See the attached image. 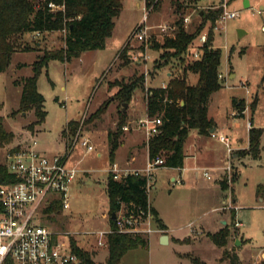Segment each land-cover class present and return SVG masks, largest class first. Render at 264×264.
<instances>
[{
  "label": "rangeland",
  "instance_id": "obj_1",
  "mask_svg": "<svg viewBox=\"0 0 264 264\" xmlns=\"http://www.w3.org/2000/svg\"><path fill=\"white\" fill-rule=\"evenodd\" d=\"M122 1V10L114 21L112 36L105 39L103 49L85 52L68 62L50 61L42 70L37 80V90L43 96L46 117L42 124L34 125L31 129L29 125L35 120L33 110L25 113L17 111L21 81L31 75L33 63L44 51L64 46L65 32L24 33L16 37L15 53L7 69L0 73V118L4 129L14 136L11 143L0 147V163H6L9 151L17 145L23 146L31 137L36 140L37 148L48 155L65 153L64 147L69 142L73 143L75 134L64 136V140L62 131L68 121L78 124L76 132L80 129L94 150L87 153L80 143L76 144L69 160L70 166L77 169L76 178L69 189V209L52 215V220L40 218L42 220L38 223L48 225L53 230L76 233L74 240L77 246L90 253L95 264H104L107 247H98L94 236L84 234L106 229L109 220L104 183L110 170L108 134L118 131L117 125L121 121L128 131L122 130L118 141L125 134L136 132V122L144 119L142 115L144 111L146 113L144 107L150 88L147 86L167 85L170 76H188L185 70L192 62L191 50L199 47L198 39L205 34L206 40L210 38V48L219 49L221 54L218 71L221 78L218 80L222 87L208 99V116L219 128H232V100H243L247 110L245 118L240 120L241 131L244 133L247 123L263 129L260 158H248L234 188L239 200L237 221L241 222L242 231H246L254 246L258 247H246L238 259L242 260L240 264H259L264 261V202H259L255 190L258 184L264 183V0H246L247 7L244 0H159L155 7L151 5L148 13L146 25L153 28L149 43L139 42L132 35L139 25L133 28L134 24L143 16V7L137 9L129 0ZM223 5L228 11L237 12V17L220 23L219 16L210 30L211 24L206 22V15L223 10ZM148 7L146 4V11ZM184 16H190L187 25L182 22ZM178 24L188 33L200 30L181 55H176L173 49L160 48L165 38L174 36ZM159 25H166L167 30L159 31ZM124 47L125 54L119 56ZM134 78H142L143 82L132 93L131 99L127 103L115 100L117 85ZM255 98L256 105L251 108ZM107 102L104 112L97 115L96 111ZM122 104H127L124 113ZM123 152L124 148L121 147L119 159ZM156 175L158 181L150 196L159 207L165 209L166 219L171 224L176 226L179 221L183 223L193 219L207 209L210 201L203 204L204 197L192 193L187 199L186 194L179 192L181 189L173 188L165 169H160ZM233 175L236 174L231 168L223 176L221 183L225 188H232ZM86 181L90 184H86ZM177 196L183 199L184 205L172 212L170 209ZM177 211L178 218L173 215ZM227 211L231 215L230 221L223 230H226L230 244L225 251L237 256V248L247 240H243V233L235 225L236 211ZM234 239L239 240V246L232 243ZM173 250L172 246L156 245L137 248L129 251L121 259V264H174L170 259ZM224 255L222 260L226 259ZM190 258H193V263L197 261L196 256L191 255Z\"/></svg>",
  "mask_w": 264,
  "mask_h": 264
},
{
  "label": "trees",
  "instance_id": "obj_2",
  "mask_svg": "<svg viewBox=\"0 0 264 264\" xmlns=\"http://www.w3.org/2000/svg\"><path fill=\"white\" fill-rule=\"evenodd\" d=\"M122 0H0V73L4 72L10 64L15 53L14 41L17 36L24 33L65 32L64 46L57 50L44 51L38 56L31 67V75L21 81V92L18 102V112L25 113L32 109L35 120L29 125L42 124L46 117L43 96L37 90V80L50 61L68 62L79 58L85 52L101 50L105 39L109 38L114 28V20L121 11ZM232 1V0H231ZM49 2L63 6V10L50 11ZM155 0H147V5L156 6ZM222 10L209 12L206 22H210V30L221 15ZM204 17V14H203ZM173 37L164 39L160 48L173 49L176 55L183 54L190 42L200 30L193 33L184 31L178 24ZM124 47L119 56L125 54ZM220 50L210 48V38L202 47L198 60L190 62L185 71L197 75V83L190 86L186 82L185 74L172 78L164 88H150L146 98L147 118H160L159 133L149 138L147 142L148 158L153 161L160 157L163 162L159 167L181 168L183 165V142L190 130H197L201 135H209L214 127L213 121L207 116V102L211 94L221 89L218 80L220 66ZM142 78H134L127 83L118 84L115 100L127 103L132 93L141 85ZM16 85V83H14ZM18 85V84H17ZM256 98L251 103V108L256 105ZM182 102V105L180 104ZM236 115L241 117L244 111L243 100H232ZM108 102L102 105L96 114L100 115L106 109ZM14 113V112H13ZM12 113V114H13ZM123 121L118 123V131L108 134L109 158L112 161L115 150L119 145L118 138L122 131ZM78 127L73 121L66 124L62 131L63 136L73 135ZM68 131V132H67ZM261 129L249 130V148L247 153L253 158L259 157V139ZM13 134L7 132L0 118V147L12 142ZM71 146L68 143L66 148ZM14 148L13 150H16ZM236 180L233 175L231 182ZM12 177L7 173L6 164L0 163V184L12 182ZM147 179L145 176L128 174L120 180H113L108 174L106 181V194L108 198L109 223L114 228L111 214L118 212L121 206L128 210H149L147 206V193L145 190ZM225 188V186H223ZM256 195L264 202V183L256 187ZM61 211L60 202L54 199L42 210L44 220H52V215ZM155 223L158 224L156 214L149 210ZM226 230H221L209 235L210 240L221 247L225 243ZM73 254L77 255L81 264H95L90 253L82 251L74 239L69 240ZM108 249L104 264H121L122 257L131 250L148 247L147 237L111 233L106 238ZM229 264H240L235 254L227 255ZM3 264H9L5 261ZM194 264H201L194 262ZM259 264H264V261Z\"/></svg>",
  "mask_w": 264,
  "mask_h": 264
},
{
  "label": "built area",
  "instance_id": "obj_3",
  "mask_svg": "<svg viewBox=\"0 0 264 264\" xmlns=\"http://www.w3.org/2000/svg\"><path fill=\"white\" fill-rule=\"evenodd\" d=\"M199 1V0H186ZM144 13L139 25L134 29L133 38L139 42L149 43L153 29L146 25L148 13L146 0H142ZM47 7L50 11L63 10V6L49 2ZM237 17V12L228 11L223 5L219 22L223 23ZM184 25L190 22V16L182 18ZM159 31L167 30L166 25L157 26ZM264 30V28H263ZM38 34V33H37ZM199 47L191 50L192 61L200 58L202 47L206 42V35L199 37ZM221 78V75H218ZM164 88V87H163ZM160 118H144L136 122V129L141 131L147 142L149 138L159 133ZM81 127V126H79ZM249 127V126H248ZM128 131L127 127H122ZM76 132V131H75ZM73 143L65 148V153L46 154L37 148L34 138L22 146L17 145L16 150H10L6 160L7 173L12 177V182L0 184V264L8 261L9 264H81L77 255L73 254L69 240L76 233L71 231H57L48 225L39 224L42 219V210L54 199L61 205V211L69 209V189L74 182L77 169L68 165V159L76 144L80 143L87 153L94 149L83 137L80 129L74 133ZM210 136L226 146L230 154L228 138L225 135ZM160 157L149 161L145 170L129 171L121 170L113 164L109 170L113 180H120L128 174H138L147 179L146 193L152 188V172L162 164ZM230 170V167H227ZM208 178L207 173H203ZM230 182V181H229ZM228 209L238 210L234 204ZM114 228L109 225L106 230L87 232L84 235L94 236L98 247L106 246V238L111 233L132 234L143 237L159 233L155 227V221L149 210H128L121 206L113 219ZM239 226V223H235Z\"/></svg>",
  "mask_w": 264,
  "mask_h": 264
},
{
  "label": "crops",
  "instance_id": "obj_4",
  "mask_svg": "<svg viewBox=\"0 0 264 264\" xmlns=\"http://www.w3.org/2000/svg\"><path fill=\"white\" fill-rule=\"evenodd\" d=\"M129 1L137 9L143 7L142 0H129ZM122 2L123 1H121V4ZM118 16L115 19H117ZM140 21L141 20L137 21L134 24L133 28L137 24H139ZM114 27H115V22H114ZM125 42H127V40ZM187 72L189 73L188 76H185L187 84L190 86L196 85L197 75L189 71ZM172 78L175 77L170 76V80ZM165 86L166 85L162 83L160 87L147 86V88L148 87L163 88ZM180 104L182 105V102H180ZM144 108H145L144 110H146V104ZM246 110L247 109L245 106L242 116L239 117L236 115L237 114L236 110L234 108L232 109L230 114L231 122L233 125L232 128L226 126L219 128L218 125L208 116V111H207V116L213 121L214 124V127L211 129L213 131L211 132L210 130L209 135H201L197 132V130L189 131L186 139L183 142L184 159H183L182 167L177 169L159 167L152 172V182H151L152 188L147 193V206L149 210H151L156 214V218L159 224L157 226V229L160 232L150 235L149 238L147 237L148 248L151 245L174 247L173 250L174 253L170 257L171 261L174 264H194L192 260L193 258H190L191 255L196 256L197 262L201 264H211V262H213V264H229L227 255L228 254L231 255V254L229 252L226 253L228 250L225 251V248H227L230 244L229 237L226 236L224 245L219 247L216 244H214L208 236L215 234L228 227L230 221L229 218L231 216L230 213L227 211L229 210L228 206L230 205V202L232 205L234 204V206L236 207L237 205H239V200L236 196L234 189L235 184L238 182L241 169L245 167L248 158L250 157L251 159H253L247 153V150L249 148L248 133L251 128H257V129H261V128L253 126L252 123H247L245 125L244 133L241 131L242 125L240 123V120L245 118ZM145 117H146V113L144 111L142 118ZM261 130L263 131V129ZM211 133H214L215 135H219V134L225 135L228 138L229 146L231 148L230 154L227 152L226 146L223 143H220L215 138H212L210 136ZM261 137L262 134L259 139V149H261ZM62 138L65 140L63 135ZM145 141L146 140L144 139L142 132L137 129L136 132L125 134L122 137V139L119 140V145L115 150L112 161L109 158V165H110L109 169L113 164H116L121 170L126 169L129 171H138V172L145 170L149 163L147 142ZM121 147L124 148V152L122 153V158L119 159L118 151ZM38 150L45 153V151L39 147ZM97 156L100 155L98 154ZM259 158H260V153H259V157L253 160H258ZM69 160H70V156L67 162L68 165L70 166ZM227 167H230V170L232 168L233 172L236 174V180L232 183V188L229 187L224 188L223 187L224 185L221 183L223 176L226 174V172L230 171L227 170ZM160 169L166 170V173L168 175V181L171 183V186L173 188L181 189L179 190V192H181L182 194H186L185 197H187V199H189L190 195L193 193V194H197V197H204L203 201H205V203L203 204H206L208 201H210V204L207 205L208 206L207 209H205L202 213H200L193 219L186 220L183 223L179 221L176 223V226L171 224L169 219H166L167 215L165 209L159 207L158 204L155 202V199H152V196H150V191L152 189H155V186L158 181L157 178L158 176L156 175V172H158ZM203 173H207L208 178L204 176ZM106 181H107V177L104 180L105 189H106ZM86 184H90V182L86 181ZM231 190H232V194H231ZM258 199L259 202L261 203L263 202L261 198L258 197ZM173 202L174 205L170 209L172 210V212L176 211V209L184 205L183 199L178 196L174 198ZM107 205H108V198H107ZM237 211L238 210H236V215H235L236 221H237ZM173 215L178 218L179 217L178 211ZM109 219H110V215H109ZM237 223H239V226L237 227L240 228V233H243V240L244 239L247 240L245 243L243 244L241 243L240 246H239V240L237 239L232 240V243L235 246H239L237 248V253H238L237 257H240L241 253L245 251L246 247H249L250 249H254L258 247L254 246L252 238L248 236V233L246 231H242L243 225L241 224V222L237 221ZM109 225L110 223L108 220L106 229L108 228ZM155 225L157 224L155 223ZM162 236H166L167 238L165 244L160 243V239ZM223 254H225L224 256L226 257L225 260H222ZM239 259H240L239 261H242L241 258Z\"/></svg>",
  "mask_w": 264,
  "mask_h": 264
},
{
  "label": "water",
  "instance_id": "obj_5",
  "mask_svg": "<svg viewBox=\"0 0 264 264\" xmlns=\"http://www.w3.org/2000/svg\"><path fill=\"white\" fill-rule=\"evenodd\" d=\"M244 6H245V7L248 6V3H247L246 0H244ZM200 15H201V13H200ZM126 105H127V104H122V110H123V113L125 112ZM212 131H213V130H211V132H212ZM111 219H112V220L115 219V213H112V214H111ZM166 239H167L166 236H162L161 239H160V243H161V244H165V243H166Z\"/></svg>",
  "mask_w": 264,
  "mask_h": 264
}]
</instances>
